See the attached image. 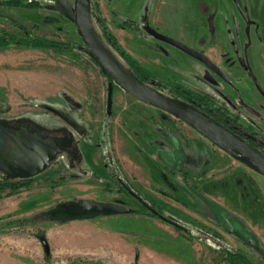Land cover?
<instances>
[{"label": "rangeland", "instance_id": "374dc122", "mask_svg": "<svg viewBox=\"0 0 264 264\" xmlns=\"http://www.w3.org/2000/svg\"><path fill=\"white\" fill-rule=\"evenodd\" d=\"M5 1L0 32L70 45L75 55L0 49V124L65 140L29 188L0 191V223L6 225L0 228V264H231L227 257L236 253L264 264V177L115 83L109 111L112 80L56 1L21 0L39 2L38 10ZM66 1L74 6L76 0ZM89 3L94 30L125 73L138 79L105 31L151 74L141 82L154 92L205 113L171 90L183 87L208 96L209 108L221 107L244 127L260 130L264 100L255 85L264 89V0ZM240 9L259 27L247 30ZM146 25L204 54L231 85L215 76L216 84L206 81L213 76L209 69L155 40ZM3 178L21 180L0 172L2 185ZM121 181L189 233L140 211L121 191ZM11 197L15 202L35 198V207L12 212L5 202ZM85 202L117 204L130 212L87 211L79 207ZM63 204L79 207L73 214L89 218L65 221L70 214Z\"/></svg>", "mask_w": 264, "mask_h": 264}, {"label": "water", "instance_id": "95a60500", "mask_svg": "<svg viewBox=\"0 0 264 264\" xmlns=\"http://www.w3.org/2000/svg\"><path fill=\"white\" fill-rule=\"evenodd\" d=\"M55 1L60 14L76 25L78 34L90 55L94 57L106 75L112 80L108 89L109 111L112 109L113 85L115 83L134 99L187 124L213 145L225 150L234 159L264 177V154L261 151L208 114L193 110L154 92L138 79L125 73L113 61L103 46L93 37L87 25L86 8L89 0H76L74 6H71L66 0ZM3 6V0H0V13ZM244 19L249 23L247 16H244ZM144 30L155 40L178 49L203 64L224 81H228L226 75L201 52L193 50L185 44L157 32L150 25H146ZM207 80L214 83L213 77H208ZM64 141V139H57L55 137L43 138L38 133L16 130L0 124V172L8 179L34 178L45 170L56 155L61 153ZM120 183L129 195L139 201L153 215L164 221H168L142 197L133 192L125 182L121 181ZM191 190L194 191L195 189L191 188ZM79 207H83L82 209L87 211L110 212L116 215H125L130 212L128 208L121 205L97 202H85Z\"/></svg>", "mask_w": 264, "mask_h": 264}, {"label": "trees", "instance_id": "16d2710c", "mask_svg": "<svg viewBox=\"0 0 264 264\" xmlns=\"http://www.w3.org/2000/svg\"><path fill=\"white\" fill-rule=\"evenodd\" d=\"M5 4L11 7L16 8H23V9H30V10H38L42 8V5L39 2H29L24 3L21 0H6ZM105 35L107 38L108 43L110 46L115 49L128 63L130 68L133 70L139 81H142L144 83H147L149 80H151V74H149L145 69H143L135 59H133L131 56H129L122 47L118 44L117 39L112 35L111 33L105 31ZM8 47H23L27 49H36V50H45V51H52L55 54L60 55H70L74 56V49L70 47V45H65L63 43H57V42H46L41 41L39 39H20L13 35H10L6 32H0V49L2 48H8ZM109 78V77H108ZM110 80V78H109ZM174 93H176L178 96L183 98L184 100H187L189 102H192L196 109L204 111L206 114L210 115L211 117L218 118L219 116L215 115L214 110L210 107L209 97L208 96H202L197 93L191 92L187 89H184L183 87L176 86L171 89ZM221 121V120H219ZM4 179V184H0V191L8 190L10 189L12 192L20 190L22 188H29L32 185L33 179L24 180L21 179L19 181H11ZM121 191L124 192V194L128 195L127 191H125L124 188H121ZM61 209H65V212H68L70 216H66L65 221H72V220H82L87 219L89 217H85V215L78 216L80 213L73 214V212H79V207L74 208L72 204H63L61 206ZM57 208V207H56ZM62 211V210H61ZM60 211V212H61ZM62 211V212H64ZM59 212V211H58ZM61 212V213H62ZM72 212V213H71ZM72 214V215H71ZM154 217L153 215H151ZM59 217V216H58ZM63 222H65L62 219ZM23 224H26V220L22 221ZM13 224V222H10ZM6 226V225H5ZM8 227H10L8 225ZM6 228V227H5ZM227 260L231 262V264H251L245 259H242L238 255H231L227 257ZM250 261V259L248 258Z\"/></svg>", "mask_w": 264, "mask_h": 264}, {"label": "flooded vegetation", "instance_id": "af4514ba", "mask_svg": "<svg viewBox=\"0 0 264 264\" xmlns=\"http://www.w3.org/2000/svg\"><path fill=\"white\" fill-rule=\"evenodd\" d=\"M243 11H241V9L239 10V13L241 14V16L244 19V16H247ZM249 18V23H247L245 21V23L247 24V27L249 30L250 27L254 26L255 28L259 27V24L252 21L250 19L249 16H247ZM158 32V31H157ZM248 32V31H247ZM243 66V63H242ZM218 67V66H217ZM219 68V67H218ZM245 70H247V67H244ZM220 69V68H219ZM221 70V69H220ZM222 71V70H221ZM211 72V71H210ZM223 72V71H222ZM212 73V72H211ZM224 73V72H223ZM213 76L208 75L206 77V81L208 77H217L219 79H221L220 77H218L215 73H212ZM225 74V73H224ZM222 81H224L223 79H221ZM209 82V81H208ZM225 83H227L228 85H231L230 80L228 79V81H224ZM211 83V82H209ZM211 84H216V80L214 78V83ZM256 90L258 91V94L263 98L264 100V89L263 87H261L259 84L255 85ZM212 108V107H211ZM214 110L215 115L219 116L218 118L212 117L213 119H215L216 121H218L220 124L224 125L226 128H228L230 131L234 132L235 134L239 135L241 138L245 139L247 143L251 144L253 147H255L256 149H258L259 151H261L264 154V108H262L263 111H261L259 113V120L261 123V127L260 130L258 132L254 131L253 129H251V127H244L242 124H240V122L238 121V119L232 117L231 115H229L226 110H224L223 108H212ZM210 116V115H209ZM221 120V121H219ZM197 132V131H196ZM207 140V139H206ZM124 188V187H123ZM126 191V190H125ZM128 193V192H127ZM128 197L130 199H132L136 205H138V209L141 211L142 209H145L150 215H153L146 207H144L143 205H141L139 203V201H137L135 198H133L131 195H129L128 193ZM159 213V212H158ZM160 214V213H159ZM155 218L163 221L164 223L171 225L172 227H174L176 230L180 231V232H184V233H189V230L187 228H185L184 226H181L177 223H175L174 221H171L169 219H167L168 221H164L162 219H160L159 217L153 215ZM162 216V215H161ZM232 255H238L239 257H241L242 259H245L248 261V257L240 254V253H236V254H232ZM249 262V261H248Z\"/></svg>", "mask_w": 264, "mask_h": 264}, {"label": "crops", "instance_id": "0c3cea01", "mask_svg": "<svg viewBox=\"0 0 264 264\" xmlns=\"http://www.w3.org/2000/svg\"><path fill=\"white\" fill-rule=\"evenodd\" d=\"M26 194V193H24ZM20 196H25V195H18L17 198H19ZM24 198H28V199H24ZM23 200L15 202L14 198H8L5 202H7L8 208L9 209L12 206V212H26L27 210L34 208L35 207V198H29V197H24ZM1 218L3 216H0ZM0 227L1 229H5L4 223H0Z\"/></svg>", "mask_w": 264, "mask_h": 264}, {"label": "bare ground", "instance_id": "6f19581e", "mask_svg": "<svg viewBox=\"0 0 264 264\" xmlns=\"http://www.w3.org/2000/svg\"><path fill=\"white\" fill-rule=\"evenodd\" d=\"M90 4V3H89ZM87 4L86 8V22L89 27V30L91 31L93 37L103 46L105 51L109 54V56L113 59V61L122 69L124 70L123 63L118 59V57L111 51V49L103 42L101 37L96 33L93 27L92 17H91V9L90 5Z\"/></svg>", "mask_w": 264, "mask_h": 264}]
</instances>
